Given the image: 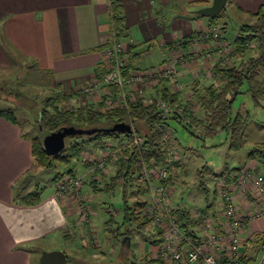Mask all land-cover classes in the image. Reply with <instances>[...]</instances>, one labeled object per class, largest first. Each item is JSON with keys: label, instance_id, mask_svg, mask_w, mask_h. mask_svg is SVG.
I'll return each instance as SVG.
<instances>
[{"label": "crops", "instance_id": "obj_1", "mask_svg": "<svg viewBox=\"0 0 264 264\" xmlns=\"http://www.w3.org/2000/svg\"><path fill=\"white\" fill-rule=\"evenodd\" d=\"M210 3L211 0H0V72L12 71L17 60L22 59L44 73L60 92L80 93L107 72L105 49L111 45V33H118L117 26L113 28L109 22V11L116 5L121 17L120 42L126 66L133 61L129 70L171 65V58L177 54L183 59L175 65L172 89L186 91L194 82L208 85L212 78L206 70L215 63L224 64V60L211 42L210 45L197 43L189 38L196 37L208 25L207 19V23L193 19V11ZM261 5L264 0H227L224 19L227 10L252 16ZM221 40L231 46L229 55L237 56L233 54L232 41L222 36ZM184 41L190 42L184 44ZM153 44L163 54L160 61L136 66L137 61L142 65ZM234 60L238 62L235 65L240 64L238 56ZM152 88H144L146 96L153 94ZM23 134L18 123L0 117V264H39L43 251L54 250L65 253L67 264H87L83 259L70 258L74 252L65 249L74 246L86 259L95 250L105 254L108 244L111 248L119 246L123 258L132 241L114 238L101 205L106 202L97 201L99 193H92L90 186L87 189L81 186L79 190L90 211L88 220L80 218L76 206L68 199L56 195L57 184L48 194L40 192L35 204L20 202L22 196L32 192L27 188L31 181L27 176L35 166L31 136ZM254 166L259 167L255 161H247L242 169L249 172ZM246 187L249 191L246 200L244 196L237 197V205L243 211H249L257 197L253 185L248 182ZM89 191L94 195H89ZM259 226L261 231L252 222L241 236L245 241L255 232L264 237V216ZM153 241L154 238L150 252H156Z\"/></svg>", "mask_w": 264, "mask_h": 264}, {"label": "trees", "instance_id": "obj_2", "mask_svg": "<svg viewBox=\"0 0 264 264\" xmlns=\"http://www.w3.org/2000/svg\"><path fill=\"white\" fill-rule=\"evenodd\" d=\"M117 6L113 5L109 11V22L114 28L117 26V38L120 39L122 28L120 26L121 17L117 12ZM194 12V11H193ZM197 18L208 20L207 29H219L220 34L224 32L225 26L218 24L224 19L225 7L215 16L205 17L194 13ZM255 21L252 24H245L239 27L237 35L232 40L233 53L243 56L245 52L251 51L252 54L241 64L227 65L215 63L211 72L216 76V81H211L208 85L194 82L188 87L186 94L194 101L198 110H192L189 106L188 97L181 90H174L171 87L175 83V76L166 77L153 85V94L148 96L150 99H158L163 103L171 106V111L165 113L157 110L153 103H144L140 98L134 99L127 106H119L112 110L100 112L95 109H85L76 107L75 109L60 108V104L65 99H72L73 94L65 95L57 93L54 96L47 97L44 101V107L37 110V128L40 127L46 134L57 131L65 126H74L78 129H107L117 123H125L130 126L129 133H117L108 131H96L92 135H81L67 137L65 139V148L57 155H48L43 147V135L31 137V152L34 165L41 168L42 172L48 169L54 171V161L68 163L73 158H79L85 145H94L96 148L103 150H116L119 153L116 169L113 174L102 185L97 181H89L91 192L96 194L100 192L112 193L117 187L122 191V206L119 211L105 210L107 219V228L114 227L112 235L118 240L125 238L131 239L135 230H142L149 225V221L141 217V210L145 207L146 202L139 198H144L145 191L142 189L143 181L142 170L151 167L154 163L165 165L169 171H177L181 168L180 161H170V151L168 144L163 140L166 130L175 132L172 123L182 127L190 135L198 131L199 136L215 137L220 133L225 135L228 141V149L239 151L245 142V133L249 124V118L246 114L231 111V105L238 94L248 93L253 106L264 108V5L252 14ZM115 26V27H116ZM222 36V34H221ZM190 41H197L198 35H192ZM190 41H184L186 44ZM186 42V43H185ZM231 48V47H230ZM133 61L128 64L123 72L124 76H129L135 70H129ZM176 75V73H175ZM245 89L242 90V87ZM117 88H111V98H115ZM0 91L4 92L3 89ZM77 96L80 93L75 92ZM153 95V96H152ZM178 109L181 112H178ZM0 117L13 123H18L11 109L0 110ZM187 118L188 122H184ZM27 133L23 134L26 136ZM140 135L142 142L140 145H133V137ZM172 141L175 147L178 146L177 138L173 135ZM91 143V144H89ZM247 161H255L258 168L264 172V142H257L248 151ZM225 167L218 177L225 176L227 182L233 172L240 171ZM259 170V169H258ZM51 173V172H50ZM200 177L211 175L212 171L204 165L198 171ZM67 175L74 176L73 170L68 169L65 172L56 171L49 180L50 184H58ZM33 178L31 173L27 179ZM217 180V178L215 179ZM170 182V181H169ZM214 182L213 202L208 204L204 211H212L216 204L217 188ZM198 187L203 190L205 195L208 192L207 187L199 182ZM130 188L132 191L127 195L126 191ZM41 189L37 187L35 191L21 197L22 204H35L39 201ZM134 195L135 199L131 200L130 196ZM137 199V200H136ZM110 207V206H109ZM121 216L116 220V216ZM176 217L185 220L184 225L189 227V210L180 208L176 211ZM153 230V229H152ZM156 233V232H154ZM159 235V232H158ZM159 241V240H158ZM158 241H153L156 244ZM264 242L262 233L255 232L251 237L246 239L242 262L251 263L254 261L259 248ZM126 264H156V260L146 254L140 262L131 261Z\"/></svg>", "mask_w": 264, "mask_h": 264}, {"label": "rangeland", "instance_id": "obj_3", "mask_svg": "<svg viewBox=\"0 0 264 264\" xmlns=\"http://www.w3.org/2000/svg\"><path fill=\"white\" fill-rule=\"evenodd\" d=\"M226 9L227 8H225V11ZM195 18L201 20L202 23H207V20L205 18H197L193 12V19ZM252 22V16H249L247 14H240L235 10H227L226 18L219 21L218 24H220L221 26H225L224 32L221 33L222 38L228 42H231L233 38L237 35L240 26L245 24H251ZM210 42L212 43V41ZM215 44H217V46L219 45V47L224 45L222 40H218L217 42H215ZM229 46L230 45H228V47ZM228 50H231V48H228ZM227 53L228 55L226 56L228 59L226 64L229 66L238 63L234 60L235 57H239V63L241 64L252 54L251 51H247L243 56L236 54L237 56L231 57V55H229V51ZM162 56L163 54L161 53V50L153 44L151 51L146 54V59L144 60L142 65L138 61L134 64L140 67L150 66L151 64H155V61H160ZM217 56L219 57V54H217ZM182 59L183 56L176 54L174 57L171 58V65H158L157 67H150L145 70H139L138 68H134V72H151L155 75L165 74L170 70V68H175V65H177V63H180ZM207 65L209 64L207 63ZM211 69L212 67L207 69L206 71L208 76L210 75V77L212 78L211 80L214 82L216 81L217 77L212 75ZM48 79L49 78L44 73L38 71L34 66L29 64L28 62H25V60L22 59L17 60L16 65L13 67L12 71L0 72V89H3L4 91H0V110L10 108L14 113V117L17 119L18 124L21 126V129L31 137L47 135L40 127H36V109L44 107L43 103L47 97L54 96L55 94L60 93L61 91L59 89L54 88L50 84V81ZM103 80L104 76L102 78L97 77L94 81L103 82ZM158 83H156V85ZM145 86L142 87L148 88L150 85ZM140 88L141 87H139V85L134 87L135 91H139ZM244 89L245 86L242 87V90ZM74 91L68 90L66 93L61 92L65 95H69L72 93L73 96L72 99L70 98L69 100L64 98V100L60 104V108L75 109L76 107H81L85 109L92 108L100 112L107 111V107L104 103L106 100V87L100 85L97 90V93L93 94L90 97H87L85 95L83 96L82 93H80L81 96H77ZM181 91H183V94L185 95L183 97H188L187 100L189 99L190 101L188 107H191L192 110L197 111V104L190 99V96L188 94H186L188 89L186 91L181 89ZM143 93H145L144 90ZM231 111L233 114L238 111L242 114L247 113V116L249 118V124L245 133V142L242 149L239 151H231L228 149V141L225 139V135L223 133H220L215 137L209 138L205 136H199L198 131H196L195 134L197 136H192L184 129H182L181 126L172 123V128L175 129V132L171 133L170 131L171 136L168 137L170 140L171 137L173 138L174 135L177 138L178 146H172L169 151L173 150V156L175 157V159L177 158L178 161H180L181 168L177 171H172V173H174V175L171 173L172 180L175 184V187L169 185V191L173 195V201L175 200L174 202H176L177 200L181 199V204L184 208L188 210H193L197 208L204 209L208 206V204L212 203V193L214 190V182L216 181L215 179L218 178L219 174L224 170V168L229 167L231 169H238L242 167L244 163L247 162L246 155L250 148L253 146V144L257 142H264V108L253 106L250 95L248 93H242L238 94L235 97L231 105ZM113 151L115 152L114 155L112 154ZM118 156L119 153H117L116 150H109L107 148L100 150L94 145H85V148L79 158H73L68 163L54 161L55 168L53 172L51 169V173L42 172L41 168L33 166L31 172L33 178H31V181L27 188H29V191L33 192L35 191V189H37L36 187H38L39 189H41V192H44V194H48L54 189L53 185L50 184L49 180L51 179V177H53L55 172H65L66 170L71 169L74 171L75 176L81 177L82 186H85L87 189V187H89V181H92V175L89 174V171L92 168L96 172V183L102 185L104 183L103 181H105V177L108 178V176L110 174H113V171L116 169ZM106 158L107 163H105L104 167L98 168L97 164H99V161H106ZM204 165H207L211 169L212 174L200 177L198 171ZM253 168H255L256 170L259 169L256 166H254ZM143 171L144 168L142 172ZM243 172L245 171H243V169L241 168L240 171L233 172L232 174H237L238 176H240V174ZM259 172H262V174H264V172L260 169ZM248 180L249 183L253 185L252 181L250 182L251 179ZM199 182H202L207 187L208 192L206 195L203 190L198 187ZM141 186L142 189H144L142 183ZM232 190L235 193L234 196H244L245 198V195H247L246 193H244L246 189L241 190L240 187H234ZM90 191L89 195H94ZM131 191L132 189L128 188L126 191L127 195L130 194ZM82 194L85 195L86 193L83 191ZM99 195H101L102 197H99ZM121 195L122 191L119 187H117V189L112 193L100 192L97 195L96 200H102L106 202L105 205L101 204L102 208H104L105 210L107 209L110 211H119L122 206ZM68 196V194L64 193L62 199L66 200ZM145 198L146 196L144 195V198L139 199L146 201ZM130 199L134 200L135 196L131 195ZM85 201L86 204H88L89 199ZM72 205L76 206L75 201L74 203L72 202ZM215 205L211 209L212 211L210 212L217 211ZM142 210L140 215L141 217L145 218L144 215H142ZM211 214L213 215L214 212ZM115 218L117 221H119L121 216L118 215ZM151 228V224H149L142 230H135L131 237L132 244L129 246L128 253H126V255L123 254V258H120L119 253L121 250L119 246L116 248H111V244H108L107 248L105 247V254H100L101 252L95 250L94 252H91V256L86 257V259H84V254H82L80 251H77L76 247L74 246H70L68 249L65 250H69L70 253L74 252V254L70 256V258L83 259L87 262V264H125L131 261L140 262L146 254H149V257L151 258V256L154 257L153 253H156L154 251H150L153 238L154 241H158L159 235L158 231H156L155 237H153L154 233L152 232ZM112 230H114V227L112 228ZM106 234L109 235V231H107ZM78 242L79 241L76 240V244H78ZM110 251H113V255L111 256L109 255ZM73 264L77 263L73 262Z\"/></svg>", "mask_w": 264, "mask_h": 264}, {"label": "built area", "instance_id": "obj_4", "mask_svg": "<svg viewBox=\"0 0 264 264\" xmlns=\"http://www.w3.org/2000/svg\"><path fill=\"white\" fill-rule=\"evenodd\" d=\"M221 40L219 29H203L198 34L197 43H209L212 41L216 50L221 53L224 64L227 63L228 45L224 43L221 47L215 42ZM222 43V42H221ZM220 43V44H221ZM230 49V48H229ZM107 59V72L103 82L93 81L80 90L82 95L90 97L97 93L99 86L106 87L105 105L107 110L114 109L121 105L127 106L134 99L140 98L144 103H153L159 111L170 112L171 106L158 99H150L143 93L145 85L152 87L160 80L175 76V68L165 74L155 75L148 72H132L124 76L126 57L117 34L111 33V45L105 49ZM141 87L135 91L134 87ZM145 86V87H142ZM117 88L115 98H111L110 88ZM109 90V91H108ZM109 93V94H108ZM108 94V95H107ZM104 97V96H103ZM178 112L181 110L178 109ZM184 122H188L185 118ZM170 131L166 130L163 140L168 144L169 149L175 146ZM133 145H140L142 137L136 135L132 139ZM114 151L112 154L114 155ZM173 150H170V161H176ZM106 161H99L98 168H103ZM93 169V168H92ZM90 169L89 174L92 180L96 179V172ZM157 169V173H156ZM143 190L145 191L146 205L142 215L149 221L151 227L159 232V241L156 242L155 260L156 264H264V242L251 263L242 262V254L245 246V239L241 236L251 226L252 222L261 231L259 223L264 216V174L252 168L249 172H243L238 176L231 174L227 182L225 176L217 178V198L215 207L217 211H204L203 209L189 210V227L184 225L185 220L176 217V211L183 208L181 199L173 201V195L169 191V185L175 187L172 180V173L161 164L154 163L151 167L144 169ZM172 173V174H171ZM156 174V175H155ZM175 179V178H174ZM251 179L256 190L257 197L253 199L249 211L241 210L237 205V196H234V187L246 189V183ZM170 181V182H169ZM82 186L81 177L67 175L56 186V195L68 194V200L76 203V208L81 219L88 220L90 211L84 205V200L79 196ZM172 187V188H173ZM148 196V200L147 199ZM112 212V211H110Z\"/></svg>", "mask_w": 264, "mask_h": 264}, {"label": "water", "instance_id": "obj_5", "mask_svg": "<svg viewBox=\"0 0 264 264\" xmlns=\"http://www.w3.org/2000/svg\"><path fill=\"white\" fill-rule=\"evenodd\" d=\"M227 0H211L208 6L202 7L194 11L195 14L205 17L217 15L226 5ZM108 131L117 133H129L130 126L125 123H117L104 129H78L74 126H65L55 132L47 134L43 138V147L48 155H57L65 148V139L67 137L92 135L96 131ZM51 172V169L46 170ZM39 264H67L66 255L63 251H43L39 258Z\"/></svg>", "mask_w": 264, "mask_h": 264}]
</instances>
